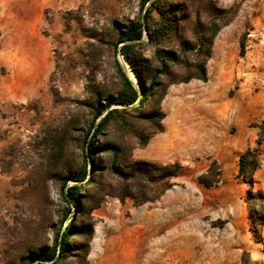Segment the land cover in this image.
Listing matches in <instances>:
<instances>
[{"label": "rangeland", "instance_id": "1", "mask_svg": "<svg viewBox=\"0 0 264 264\" xmlns=\"http://www.w3.org/2000/svg\"><path fill=\"white\" fill-rule=\"evenodd\" d=\"M189 1L194 11L207 0H174ZM210 1L212 16L189 14V23L197 19L218 29L208 81L171 86L162 103L164 132L145 148L130 144V161L179 163L175 185L143 205L105 197L91 211L88 264H264V0ZM142 2L0 0V264H11L69 220L61 219L66 204L57 184L46 182L38 199L21 181L46 153L41 145L46 126L70 134L66 158L79 164L77 131L91 121L83 103L91 89L118 90L115 60L128 75L112 48L113 28L136 18ZM149 4L143 3L141 14ZM216 11L225 12L220 20ZM148 23L151 29L159 26L154 10ZM184 28V37L193 41L190 26ZM243 34V57L260 58L238 74ZM166 44L178 47L176 39ZM153 51L151 45L141 48L146 58ZM246 149L260 153L252 186L237 178L238 156ZM212 160L220 182L206 188L198 177Z\"/></svg>", "mask_w": 264, "mask_h": 264}, {"label": "trees", "instance_id": "2", "mask_svg": "<svg viewBox=\"0 0 264 264\" xmlns=\"http://www.w3.org/2000/svg\"><path fill=\"white\" fill-rule=\"evenodd\" d=\"M149 0H144V2ZM136 18L125 23H115L112 48L122 56L127 69L135 78V84L115 60L119 88L110 93L105 88L91 89L90 99L84 107L91 114V121L84 130L77 131L81 141L80 162L73 165L67 156L65 138L70 134L58 132L53 127L43 129L46 153L21 181L40 199L46 182L58 185L65 207L62 221L53 234L41 243L27 246L11 264H88L90 245L94 236L91 211L97 209L107 197H115L121 203L131 198L135 205L153 203L175 184L181 166L179 163L157 164L146 161H130L131 142L145 148L152 137L165 130L166 114L162 103L173 85L187 84L192 80L203 83L208 80L207 63L211 58L218 29L212 24L203 25L199 20L189 23L190 12H205L212 16L210 0L191 11L192 1L186 5L174 0H150L149 7L141 14L143 3ZM159 15V26L151 29L150 14ZM224 11H216L217 20ZM224 18V16H221ZM229 20L225 21V26ZM189 25L193 41L184 37V26ZM189 28V29H190ZM147 41L143 42V34ZM239 41V56L245 53V37ZM176 39L177 49L168 47ZM154 48L151 58L141 54V48ZM193 55H187V53ZM190 56V57H189ZM112 105L121 109H108ZM105 114L94 123L104 112ZM75 125H71V131ZM258 149H246L238 156L237 178L252 186L254 173L261 160ZM220 168L212 160L198 182L206 188L220 182ZM71 182V185H67Z\"/></svg>", "mask_w": 264, "mask_h": 264}, {"label": "crops", "instance_id": "3", "mask_svg": "<svg viewBox=\"0 0 264 264\" xmlns=\"http://www.w3.org/2000/svg\"><path fill=\"white\" fill-rule=\"evenodd\" d=\"M259 58L260 56L258 57L257 55H247V57H243L242 62L238 64V69H237L238 74H246L249 71L250 66L252 64L259 62ZM195 81H198V80H195ZM198 82H201V81H198Z\"/></svg>", "mask_w": 264, "mask_h": 264}, {"label": "bare ground", "instance_id": "4", "mask_svg": "<svg viewBox=\"0 0 264 264\" xmlns=\"http://www.w3.org/2000/svg\"><path fill=\"white\" fill-rule=\"evenodd\" d=\"M119 59H120L122 65L124 66V68L126 69V72H127L128 76L131 77L132 82H133L135 78L133 77V75L131 74V72L127 69V67L125 66V63L122 61V59L121 58H119Z\"/></svg>", "mask_w": 264, "mask_h": 264}, {"label": "water", "instance_id": "5", "mask_svg": "<svg viewBox=\"0 0 264 264\" xmlns=\"http://www.w3.org/2000/svg\"><path fill=\"white\" fill-rule=\"evenodd\" d=\"M120 57H121V59H122V56L120 55ZM122 61H123V59H122ZM124 62V61H123ZM121 65V64H120ZM125 66H126V64H125ZM127 67V66H126ZM134 84H135V79H134Z\"/></svg>", "mask_w": 264, "mask_h": 264}]
</instances>
